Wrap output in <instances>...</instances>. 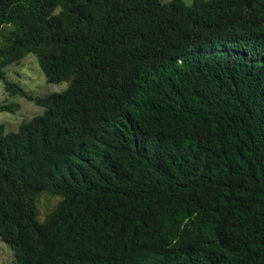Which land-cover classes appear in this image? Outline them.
I'll return each instance as SVG.
<instances>
[{"label": "trees", "instance_id": "trees-1", "mask_svg": "<svg viewBox=\"0 0 264 264\" xmlns=\"http://www.w3.org/2000/svg\"><path fill=\"white\" fill-rule=\"evenodd\" d=\"M0 79L16 264H264V0H0Z\"/></svg>", "mask_w": 264, "mask_h": 264}, {"label": "rangeland", "instance_id": "rangeland-1", "mask_svg": "<svg viewBox=\"0 0 264 264\" xmlns=\"http://www.w3.org/2000/svg\"><path fill=\"white\" fill-rule=\"evenodd\" d=\"M184 1L186 3L192 2V0ZM6 77L18 82L24 89L33 94L60 91L67 86V81H47L36 56L30 52L24 55L19 63H10L6 66ZM11 101L17 102L18 108L13 111L0 110V123L3 124L5 130L15 129L22 120L40 113L43 109L42 106L22 95L9 93L4 87L3 80L0 79V103ZM51 198L43 195L42 201L52 202L54 199ZM0 264H16L11 247L2 239H0Z\"/></svg>", "mask_w": 264, "mask_h": 264}]
</instances>
